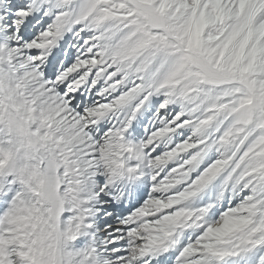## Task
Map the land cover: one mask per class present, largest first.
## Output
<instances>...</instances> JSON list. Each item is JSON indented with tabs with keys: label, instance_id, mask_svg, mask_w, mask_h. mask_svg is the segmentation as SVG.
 Returning a JSON list of instances; mask_svg holds the SVG:
<instances>
[{
	"label": "snow or ice",
	"instance_id": "obj_1",
	"mask_svg": "<svg viewBox=\"0 0 264 264\" xmlns=\"http://www.w3.org/2000/svg\"><path fill=\"white\" fill-rule=\"evenodd\" d=\"M0 264H264V0H0Z\"/></svg>",
	"mask_w": 264,
	"mask_h": 264
}]
</instances>
